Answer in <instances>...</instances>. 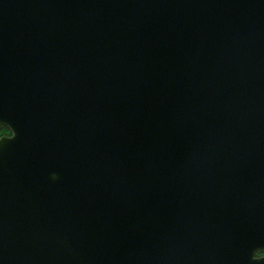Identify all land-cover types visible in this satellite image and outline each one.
<instances>
[{"label": "water", "instance_id": "water-1", "mask_svg": "<svg viewBox=\"0 0 264 264\" xmlns=\"http://www.w3.org/2000/svg\"><path fill=\"white\" fill-rule=\"evenodd\" d=\"M0 264H264V0H0Z\"/></svg>", "mask_w": 264, "mask_h": 264}, {"label": "trees", "instance_id": "trees-1", "mask_svg": "<svg viewBox=\"0 0 264 264\" xmlns=\"http://www.w3.org/2000/svg\"><path fill=\"white\" fill-rule=\"evenodd\" d=\"M11 134L10 130L8 127H6L5 125L0 124V137L1 136H6Z\"/></svg>", "mask_w": 264, "mask_h": 264}, {"label": "flooded vegetation", "instance_id": "flooded-vegetation-1", "mask_svg": "<svg viewBox=\"0 0 264 264\" xmlns=\"http://www.w3.org/2000/svg\"><path fill=\"white\" fill-rule=\"evenodd\" d=\"M9 135H11V134H9ZM9 135H6V136H9ZM258 255L259 256L264 255V252H260Z\"/></svg>", "mask_w": 264, "mask_h": 264}]
</instances>
